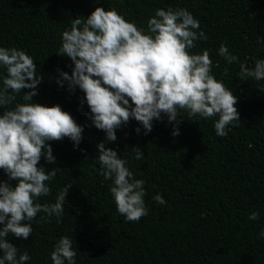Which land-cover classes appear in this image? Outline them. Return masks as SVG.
<instances>
[{
  "label": "trees",
  "instance_id": "obj_1",
  "mask_svg": "<svg viewBox=\"0 0 264 264\" xmlns=\"http://www.w3.org/2000/svg\"><path fill=\"white\" fill-rule=\"evenodd\" d=\"M98 6L115 9L145 31L156 9H187L207 36L190 51L208 50L211 73L238 97L240 120L228 126L226 137L215 133L218 117L189 118L184 112L176 137L166 117L154 120L147 135L134 120L116 130L117 140L105 146L144 181L148 215L136 222L116 211L112 181L98 174L96 145L105 134L84 115L89 110L80 104L83 93H69L54 81L57 68L71 74V61L55 54L62 32ZM258 36L264 41V0H0V47L25 51L44 76L33 102L59 105L84 127L76 149L68 138L50 141L56 163L40 161L56 176L46 182L51 194L38 203H54L62 187H72L59 222L41 212L28 239L9 235L18 256L26 251L31 257L25 264H52L50 253L62 236L73 238L76 264H264V80L239 77V63L253 67L264 59ZM221 44L239 63L228 64L218 54ZM4 75L0 67V87ZM22 95L14 104L25 103ZM136 146L141 160L134 157ZM0 179L7 180L2 170ZM157 194L166 203L158 204ZM252 211L259 212L257 220H249Z\"/></svg>",
  "mask_w": 264,
  "mask_h": 264
},
{
  "label": "clouds",
  "instance_id": "obj_2",
  "mask_svg": "<svg viewBox=\"0 0 264 264\" xmlns=\"http://www.w3.org/2000/svg\"><path fill=\"white\" fill-rule=\"evenodd\" d=\"M198 40H207V36L200 30L199 20L184 8L156 9L145 31L115 9L98 6L87 17H74L70 29L61 34V46L55 54L71 61V74L57 68L54 81L58 87L66 84L69 93H83L80 104H86L89 110L84 115L104 132V140L96 145L98 174L112 181L109 191L116 211L128 222L148 215L146 192L144 181L134 178L127 161L105 146L117 140V129L134 120L147 135L154 120L166 117L173 126L171 135L176 137L180 134L178 125L185 120L181 115L184 112L189 118L218 117L215 133L226 137L228 126L240 120L235 107L238 97L211 73L209 51H190ZM257 40L264 42L259 36ZM218 54L228 64L239 63L224 44ZM0 67L6 70L0 87V170L7 176V180L0 179V264H25L31 257L26 251L18 256L9 235L28 239L32 222H39L37 215L41 212L49 220L55 216L59 222L72 187H62L54 203H38L51 194L46 182L56 176L55 169L48 171L40 161L43 158L47 164L56 163L50 141L68 138L76 149L84 127L59 105L33 102L44 76L37 74L36 63L25 51L0 47ZM239 77L241 81L264 80V59L255 60L253 67L239 63ZM21 93L25 103L14 104ZM141 127L134 131L140 134ZM132 149L136 160L143 159L138 146ZM153 199L158 204L166 203L159 194ZM259 215L252 211L248 218L257 220ZM260 236L264 237V231ZM76 255L73 238L62 236L50 259L52 264H76Z\"/></svg>",
  "mask_w": 264,
  "mask_h": 264
}]
</instances>
